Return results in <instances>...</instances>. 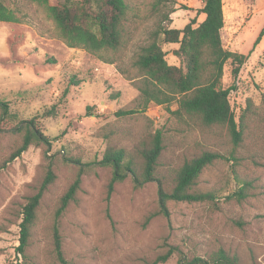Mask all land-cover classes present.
I'll return each mask as SVG.
<instances>
[{
	"label": "rangeland",
	"instance_id": "374dc122",
	"mask_svg": "<svg viewBox=\"0 0 264 264\" xmlns=\"http://www.w3.org/2000/svg\"><path fill=\"white\" fill-rule=\"evenodd\" d=\"M60 3L49 0L50 5ZM127 3L135 14L128 26L131 41L116 65L66 47L42 7L27 0L5 2L20 23L0 22V100L10 113L2 119L0 111V166L5 163L0 170V264L21 261L16 253L21 209L36 193L49 161L55 179L37 209L27 264H59L52 242L54 212L80 168V188L59 223L68 264H149L168 249L174 252L162 264L207 260L218 251L235 258L236 264H264V0H222V46L249 57L235 81L227 62L221 85L235 86L229 103L236 116L247 101L257 116L234 153L239 162L215 161L198 178L194 189L213 192L214 203H170L169 218L151 217L157 211L155 181L135 188L126 177L108 195L112 169L96 165L105 151L133 154L160 130L164 150L157 177L169 190L172 176L186 160L204 150L228 157L232 146L223 129L205 131L172 116L175 104L169 110L151 105L137 112L138 92L128 80L134 73L131 61L147 43L157 17L151 12L153 0ZM201 6L202 0H175L162 11L173 8L169 27L182 29L192 19L201 21ZM176 48L161 45L167 63L180 67V59L172 54ZM120 111L136 112L118 116ZM30 120L51 143L49 149L33 145L8 162L21 139L9 129ZM233 172L249 183L248 195L240 202L225 200L237 190Z\"/></svg>",
	"mask_w": 264,
	"mask_h": 264
},
{
	"label": "trees",
	"instance_id": "16d2710c",
	"mask_svg": "<svg viewBox=\"0 0 264 264\" xmlns=\"http://www.w3.org/2000/svg\"><path fill=\"white\" fill-rule=\"evenodd\" d=\"M0 0V22L18 24L20 19ZM44 9L46 17L54 26L55 35L70 49H82L96 56L107 64H118L127 44L131 41V25L135 14L127 0H61L58 5H50L49 0H27ZM167 4H175V0H153L151 12L156 15L155 29L148 34V41L131 61L133 75L128 77L138 92L137 112H144L149 106H162L167 109L175 104L176 109L169 111L172 116L187 119L197 124L200 129L211 131L214 127L223 129L232 146L226 157L217 151L204 150L200 154L186 160L172 176L171 187L164 188V179L157 177V166L164 150L163 137L160 130L152 136L149 144L131 154L123 149H107L96 165L111 167L112 176L108 184V195L115 184L129 177L135 188L148 182H157V211L151 217L161 215L169 218L170 203H214L213 192L196 191L197 180L202 172L215 161H226L237 164L235 152L241 147L249 126L255 123L257 116L251 101L238 116L229 103V94L235 90L232 85L223 88L221 80L224 65H231V76L236 80L248 55L224 49L220 32L224 26L222 0H202L197 14L205 16L202 22L190 20L182 29L170 28L169 15L173 8L162 11ZM131 14V16H130ZM262 32L255 44L258 43ZM173 44L177 48L172 54L180 59L181 66L169 65L166 53L161 45ZM73 83V81H70ZM169 110V109H168ZM1 118L10 117L8 105L0 100ZM136 111H120L118 116L131 115ZM11 131L21 134L20 143L11 153L8 162L19 157L30 146L47 145L48 139L36 128L34 122L23 121L13 126ZM135 155V156H134ZM5 166H0V170ZM82 168L79 169L72 183L60 197L54 212L52 224L53 252L59 264H68L62 250V238L59 223L62 215L73 201L80 188ZM237 183V190L225 200L235 199L240 202L248 193L249 183L239 179L232 173ZM55 175L52 162L45 166L44 176L35 194L31 195L21 209L19 239L16 253L21 261L9 264H27L26 249L29 246L32 228L37 219L40 200L48 187L53 183ZM150 218V217H149ZM148 218V219H149ZM172 249L158 255L149 264L165 263L173 254ZM178 264H236L235 258H229L223 251H218L207 260L193 258L180 260Z\"/></svg>",
	"mask_w": 264,
	"mask_h": 264
},
{
	"label": "crops",
	"instance_id": "0c3cea01",
	"mask_svg": "<svg viewBox=\"0 0 264 264\" xmlns=\"http://www.w3.org/2000/svg\"><path fill=\"white\" fill-rule=\"evenodd\" d=\"M201 8V7H200ZM224 15V14H223ZM200 16H201V21L200 22H202L203 20H204V18H205V16L203 15V14H200ZM224 27V26H223ZM223 29V28H222ZM220 37H221V42H222V44H223V37H222V30H221V32H220Z\"/></svg>",
	"mask_w": 264,
	"mask_h": 264
}]
</instances>
